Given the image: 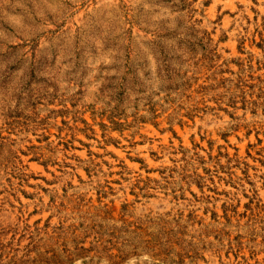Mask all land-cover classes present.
<instances>
[{
	"label": "rangeland",
	"instance_id": "374dc122",
	"mask_svg": "<svg viewBox=\"0 0 264 264\" xmlns=\"http://www.w3.org/2000/svg\"><path fill=\"white\" fill-rule=\"evenodd\" d=\"M0 264H264V0H0Z\"/></svg>",
	"mask_w": 264,
	"mask_h": 264
}]
</instances>
